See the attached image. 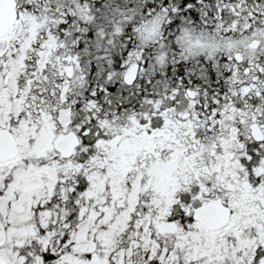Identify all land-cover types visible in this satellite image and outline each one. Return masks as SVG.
<instances>
[{
    "label": "snow or ice",
    "instance_id": "1",
    "mask_svg": "<svg viewBox=\"0 0 264 264\" xmlns=\"http://www.w3.org/2000/svg\"><path fill=\"white\" fill-rule=\"evenodd\" d=\"M0 264H264V0H0Z\"/></svg>",
    "mask_w": 264,
    "mask_h": 264
}]
</instances>
